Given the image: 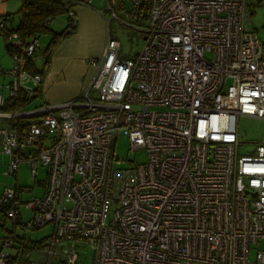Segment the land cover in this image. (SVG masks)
<instances>
[{
    "label": "built area",
    "instance_id": "2783aa9c",
    "mask_svg": "<svg viewBox=\"0 0 264 264\" xmlns=\"http://www.w3.org/2000/svg\"><path fill=\"white\" fill-rule=\"evenodd\" d=\"M127 1L106 0L100 13L141 31L136 54L120 57L107 32L75 98L0 111L9 173L21 161L33 176L46 168L42 195L23 199V186L0 194L13 224L0 238V264H79L84 244L92 264H264V249L249 256L264 239V140L251 155L238 152V116L264 119V41L247 26L250 0ZM66 13L69 25L73 7ZM6 23L13 64L0 67L10 77L1 87L35 99L42 77L26 63L37 58L38 36L23 40ZM122 134L132 154L145 148L144 163L113 167ZM46 224L45 244L28 238Z\"/></svg>",
    "mask_w": 264,
    "mask_h": 264
},
{
    "label": "rangeland",
    "instance_id": "374dc122",
    "mask_svg": "<svg viewBox=\"0 0 264 264\" xmlns=\"http://www.w3.org/2000/svg\"><path fill=\"white\" fill-rule=\"evenodd\" d=\"M124 5L128 6L129 1L124 0ZM106 5V0H103L101 7L104 8ZM117 15L122 16V10L118 8V4L114 6ZM252 7H250L251 11ZM249 10V6H248ZM254 12L249 15V20L247 26L254 29L259 38L264 41V5H258L254 7ZM107 15V30L110 32L111 36L117 38L120 42V57H129L136 54L142 47L144 39L141 31L138 29L127 26L119 20L111 17L110 12H105ZM65 16L62 14L56 15L49 22V27L55 31H60L63 29ZM49 34H41L38 37V44L36 49V64L40 67L42 62L41 52L47 46L49 40ZM94 56V54H88L87 57ZM85 58V60H86ZM84 60V61H85ZM86 62V61H85ZM90 67V66H89ZM92 68V67H90ZM94 70V69H93ZM1 82V77H0ZM238 130H239V144L238 152L241 155H251L254 153V149L257 144L264 140V119H259L255 117H250L247 115L238 116ZM6 154V153H5ZM8 157V154L4 155ZM2 158L0 153V194L2 193L5 186H23L30 187L31 190L23 192V199H29L34 195L41 192L38 180L44 177L45 167L38 165L37 174L33 176L26 161H21L19 167L16 171V176L13 174H7V159ZM9 158V157H8ZM9 160V159H8ZM146 161V150L143 147L137 148L133 154L130 147L129 139L126 135L122 134L117 137L114 144V161L113 167L125 168L130 166H135ZM21 214L23 218H28L29 212L24 208H21ZM13 228V224L10 219H8L2 212H0V238L9 233ZM20 231V230H18ZM53 231V226L51 224H46L39 228H34L27 230L28 238L33 240H42V243H46ZM26 246L28 249H32L30 242L26 241ZM259 247L264 249V239H260L258 244L250 245L249 256L250 259L255 258L256 248ZM92 250L88 244L81 245L78 248V263L79 264H92L91 260ZM42 257H36V259H41ZM194 264H209L203 262H195Z\"/></svg>",
    "mask_w": 264,
    "mask_h": 264
},
{
    "label": "crops",
    "instance_id": "0c3cea01",
    "mask_svg": "<svg viewBox=\"0 0 264 264\" xmlns=\"http://www.w3.org/2000/svg\"><path fill=\"white\" fill-rule=\"evenodd\" d=\"M102 2L103 0H90V4H76L73 6L77 30L63 38L55 47L51 56L50 67L42 79L41 94L28 107L35 105L39 98L47 103H57L73 99L86 86L93 73V68L89 67L87 62H85V58L88 54L98 56L103 48L107 32L110 34L107 30V15L106 13H100V10L103 9L101 7ZM20 5L21 0H0V16L11 14L13 20L12 22H8L11 26L16 25L17 11ZM62 15L65 16L64 23L62 24L64 29L67 26L68 18L67 13H62ZM12 64V58L6 47L5 39L0 34V67L8 68ZM0 77V95L6 100L9 96H7V91L1 85L8 81L10 77L2 74H0ZM7 121L6 117L0 116V126H4ZM0 153L2 154V158H4L6 154L2 150L1 144ZM8 157H5L7 162H9ZM26 164L28 165V163ZM6 166L5 172L11 174L8 170V163ZM45 176L46 168L44 177L38 180L41 192L37 195H42L44 192ZM27 188L29 191L31 190L30 187Z\"/></svg>",
    "mask_w": 264,
    "mask_h": 264
},
{
    "label": "trees",
    "instance_id": "16d2710c",
    "mask_svg": "<svg viewBox=\"0 0 264 264\" xmlns=\"http://www.w3.org/2000/svg\"><path fill=\"white\" fill-rule=\"evenodd\" d=\"M74 3L71 0H21V5L17 11V22L16 25L11 26L8 22H12L13 18L11 14L0 16V19L7 22L6 25L11 31L17 32L23 40H26L31 35L36 34H49V40L47 46L41 52L42 62L39 67L36 64V60H27L26 66L34 73L41 75L42 79L47 73L50 63L51 56L55 47L59 42L74 33L77 30V21L74 17L71 18V23L67 25L61 31H55L49 27V22L58 14L66 13L68 8L73 7ZM258 5H264V0H250L249 4V15L255 10L254 7ZM250 7H252L250 11ZM145 17V15L143 16ZM264 25V24H262ZM67 29H71V32H66ZM6 47L9 48V44L6 42ZM36 55V52H35ZM41 94V85L37 88L36 96ZM33 98H27L25 92L21 91L18 96L8 97L4 104L0 106V111L9 112L14 110H22L27 108L33 101ZM27 122L26 118H21L19 127L21 128ZM3 208L0 207V212Z\"/></svg>",
    "mask_w": 264,
    "mask_h": 264
},
{
    "label": "water",
    "instance_id": "95a60500",
    "mask_svg": "<svg viewBox=\"0 0 264 264\" xmlns=\"http://www.w3.org/2000/svg\"><path fill=\"white\" fill-rule=\"evenodd\" d=\"M66 32L70 33L71 32V29H67Z\"/></svg>",
    "mask_w": 264,
    "mask_h": 264
}]
</instances>
